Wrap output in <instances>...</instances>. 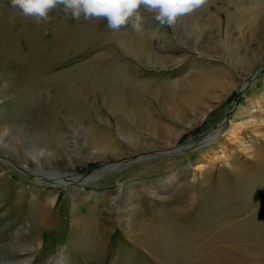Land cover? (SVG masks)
Instances as JSON below:
<instances>
[{
    "label": "rangeland",
    "instance_id": "rangeland-1",
    "mask_svg": "<svg viewBox=\"0 0 264 264\" xmlns=\"http://www.w3.org/2000/svg\"><path fill=\"white\" fill-rule=\"evenodd\" d=\"M138 14L139 30L133 28L134 17L113 30L106 18L82 14L75 19L63 5L38 20L25 16L11 0H0V21L8 20L5 30L16 35L24 21L37 28L42 53L49 55L40 63L46 75L86 73L71 79H77L79 91L71 102L79 106L77 121L43 100L60 82H49L17 112V106L6 110L7 100L18 102L14 95L0 99V264L23 259L30 264H264V0H206L171 26L160 25L158 13L144 6ZM64 29L70 38L59 44ZM132 37L153 53L152 63L156 55L163 56L158 66L148 65L147 58L123 60L130 55L126 44ZM179 37L187 38L185 46ZM26 39L17 35V52L25 53ZM52 45L64 53L50 55ZM6 57L0 61L10 66ZM113 65L121 68L127 84L150 83L161 92L157 98L140 86L124 88L125 100L137 94L146 102L142 106H149L140 120L143 126L137 121L135 130L134 121L115 116L103 101L106 89L100 87L108 85ZM15 69L4 72L19 75ZM90 72L97 73L98 84L81 82ZM190 92L186 109L181 97ZM171 96L178 118L192 125L190 132L169 117ZM51 110L48 122L62 128L66 147H61L59 166L65 179H77L66 180V187H54L45 183L50 179L21 169L3 150L11 132L26 154L39 148L33 142L40 130L28 126L37 122L36 115L49 116ZM147 113L151 115L145 118ZM40 120L47 118L40 117L39 126ZM130 126L133 135L141 136V147L152 144L156 151L115 163L89 161L98 150L95 141L103 138L117 150L131 152L121 136L130 133ZM182 129L188 134L172 143L168 131ZM114 199L122 205L121 224L109 208ZM33 204H41L47 215L35 218ZM165 236L169 245L154 243ZM19 245L33 251L12 253Z\"/></svg>",
    "mask_w": 264,
    "mask_h": 264
},
{
    "label": "bare ground",
    "instance_id": "bare-ground-1",
    "mask_svg": "<svg viewBox=\"0 0 264 264\" xmlns=\"http://www.w3.org/2000/svg\"><path fill=\"white\" fill-rule=\"evenodd\" d=\"M7 22H8L7 19L0 21V41H1L0 57H2L4 54H6L7 55L6 59H8V61L10 62L11 65L9 64L10 66H6V65H4V63H2L0 61V99H5V98L10 97L11 95H14L15 96L14 100H17L18 102L11 103V102H9V100H7L8 102L5 101V102H7L6 110L12 106L19 107V108H16L14 112H17L21 108L24 109L25 107H27L29 101L33 97H34V99H37V93L39 91H40V93H42V90L44 89V87L49 82H52V81L55 83L60 82L59 84L56 85V89H54V91L51 94L45 95V98L43 100H45V104L47 105V107H53L52 109H54V108L55 109H57V108L66 109L67 110V117L66 118H69L71 120L75 119L77 121L78 118L81 117V113L80 112L78 113V107L79 106L76 107L74 105V103H71V102L73 101L74 96L79 95V91H77L78 89H75V87H74L75 85H77V82H76L77 79L74 80L73 82H71V79H72V77L77 76L80 73L82 74V75H80V77H83L86 74L85 71H82L81 69L75 70L76 72L74 74L69 73L66 75H62V77L60 76L61 75L60 73L56 74V75H52V76L49 74L46 75L44 73L45 68L42 65L40 66V63H42L41 61L44 60V58H45L44 56H46L48 54L42 53V49H41L42 48L41 47L42 41L37 37V33H38L37 28H36V30L33 29L31 23H28V21H24L23 26L21 24V26L19 27V29L15 35L14 32L12 33L8 29L5 30L4 27H7V24H8ZM1 27H3V28H1ZM57 31L58 30L54 31V33L52 35L57 33ZM175 31L177 33V29H175ZM17 35H21V36H24L25 38H27L26 40H27L28 48L25 51V53L17 52V50L15 48L14 43H15ZM69 38L70 37L68 36L67 29H64L60 33L59 44H64L65 42H67L69 40ZM50 40H52V39L50 38ZM180 40L182 41L183 46H185L186 45L185 41L187 40V38L181 37ZM126 45H127V49H128L127 51L130 55H128V56L125 55V57H124L125 59H123V60H126L127 57L130 59L138 60V61H142L143 58H147V60L150 63H152L150 57L153 55V53L149 50H145L143 48L144 44L142 45L141 40H139L137 37L130 38ZM53 48L54 49H52L50 55L59 56V55H62L64 53L60 46L54 45ZM145 54H148V56L142 57ZM162 58H163L162 55H158V56L156 55L155 60L153 61L154 63H152V64L148 63V65L158 66L159 65L158 63H160V60ZM255 60H257V59H255ZM5 66L9 69L10 68L12 69L13 66H16V69L14 71L16 72L19 70L20 74L15 75L14 72H12V71L11 72L9 71V73H8V71L4 72L6 70ZM109 70H111L110 73L109 72H107V73H108V76H110L111 78L110 79L106 78L107 81L109 82L108 85H106V86L102 85L100 87L101 90H103L104 88L106 89L105 90V97H104L103 101L106 102V100H107L110 103L109 107L111 110L114 111L113 113H115V116L118 117L119 114H121V116L125 119V121L126 120L128 122L134 121L135 122L134 130H135V125H136L137 121L140 122V127H142L143 124L141 123V121H142V119H144L142 116L145 114V112L149 106H146V108H144L142 105H145L146 102L142 97H140L137 94L134 95L131 99H129V101L125 100L123 98L124 97L123 96L124 88L130 87V88L134 89V88L140 86L141 90H143L145 92H147L149 90L157 98L159 96L156 93L161 94L160 90L157 91L155 89L150 88L151 87L149 85L150 83L139 84V82L136 81V83H133V85L127 84L128 82H127L125 76H122L123 73L122 74L120 73L121 68H119L118 66L113 65L112 68H109ZM81 82H83V84H88V83L98 84L99 83L98 75H97V73L93 74V72L92 73L90 72L87 74V76L85 78H83L81 80ZM78 85H80V83H78ZM192 94L193 93L190 92V94H187V96L183 95L181 97V104L184 105V107L186 109L191 107ZM171 98L173 99L172 103H170V105L168 106L167 109L164 107L168 111V113L170 114L169 117L174 118V120H176L175 122L177 124L182 125L184 129H188L190 132V130L192 129V125L190 123H187V122L183 121L182 119L178 118L177 114L180 113V110L175 108V106L173 104V102L175 100L172 96H171ZM43 100L41 102H43ZM158 100H160V98ZM81 104H84L83 109H86V103L83 101ZM73 109L75 110L74 113H72ZM76 111H77V113H76ZM173 113H174V115H173ZM48 114H49V116H42V115L38 116V115H36L37 119H34V120H36L38 123H39L40 117L47 118L46 121L40 120V122L43 123L40 126L37 125V122H35L34 120H33V122H35V124L31 125L29 123V126H28L30 128L32 127L34 129L40 130V135L38 136V139H34V142H33L34 147L37 144H39V148L36 147L35 150L31 154H26L25 152H23L21 150L20 145L18 143L19 141L14 138L15 133L11 132L4 139L6 142L7 141H9V142H7L8 144L6 145V147L4 146L3 150L5 152V155L8 156L10 159H12L13 162L17 161L16 163L21 169L27 171L28 173L35 174L36 176H40V178L45 177L47 179H50L49 182H45V183L52 184L54 187H58V186L59 187H66L67 184H64L66 180L68 181V180L74 179V181H75L77 179L72 178V177H70V178L68 177L67 179L64 178L65 172H62L61 168L59 166L62 164L61 147L66 148L65 145L63 144V142L61 141L63 136L61 135L60 130H62V128H59V127L56 128V126H54L52 123L48 122L49 120H51L53 118V116H52L53 111L51 110ZM138 115L140 116V118L138 117L136 119L135 117H137ZM148 115H151V114L147 113L145 118H147ZM13 120H16V118ZM174 120H172V121H174ZM155 121L156 120L151 121V124H154ZM119 123H120V120L117 121L118 126L120 125ZM118 129L123 130L122 127L121 128L118 127ZM75 130L78 133V129H75ZM127 132H130V133H128L127 135L121 134V136L123 137L122 141L124 143V146H126L127 149H130L131 152H124L122 150H117L118 148L116 149L115 145L113 143H110L109 141H107L106 139L103 138V139H100L98 141H95L96 146L98 147V150L96 153L91 154L92 155L91 158L88 157L89 161L90 160L92 161V159H93V162H91V163H94V164H98V163L107 164V163H111V162L115 163V161H119L120 159H123V158L128 157V156L130 157V155L131 156L138 155L139 152H148V151H153L154 149H157V147L155 145H152V144H147L145 146L142 145L143 147H141L140 140L142 138H141V136L139 137L136 134H134L135 136L133 135L132 132H134V131L131 129V126L127 129ZM187 134H188V132L183 130V129L179 130V131L176 130V132L168 131V136L172 137L174 142L171 140L170 141L174 144L179 139H182L183 137H185ZM165 135H166V133H165ZM77 136H79V134H77ZM160 142H162V140H160ZM78 143H79V145L83 146L84 142L82 140ZM163 143H166V142H163ZM102 145H104V147ZM112 149H114V151H112ZM43 150H45V151H43ZM159 150H161V149H159ZM154 151H156V150H154ZM74 163H76V162H74ZM88 164H90V162L88 163V161L86 160V163L84 165L88 166ZM48 168H50V169H48ZM50 171L53 172L52 175L49 174ZM42 179H44V178H42ZM40 205L41 204H39V205L33 204V206H35L37 208L36 215H38V217H35L37 219H39V217H40V219L44 218L47 215L45 210H43V209L40 210V208H41ZM120 207H122V205L119 206L117 199H116V201L114 199V201L112 202V204L109 208L111 209V212L116 216L117 222L121 224V222L124 221L122 219L124 213L121 214V212L123 210H121ZM36 208H35V210H36ZM32 218L34 219L33 221H37V219L35 220L34 217H32ZM35 223H37V222H35ZM131 225L133 226V222L131 223ZM165 237H162L160 240H157L154 243H159V244H162L163 246L169 245L170 240L167 239L168 237H166V238ZM12 248L15 249V251H13V252L11 251L12 253H18L19 254L21 252L22 256L30 254L33 251L29 247L20 246V245L16 246V247H12ZM165 248H167V247H165ZM183 255L188 256L189 255L188 251H183ZM7 256H10V254H7ZM8 264H30V262H29V259H23L22 261L14 262V263H8ZM168 264H169V262H168Z\"/></svg>",
    "mask_w": 264,
    "mask_h": 264
},
{
    "label": "clouds",
    "instance_id": "clouds-1",
    "mask_svg": "<svg viewBox=\"0 0 264 264\" xmlns=\"http://www.w3.org/2000/svg\"><path fill=\"white\" fill-rule=\"evenodd\" d=\"M11 2L25 16H32L38 20L47 19V13L51 8L63 5L75 19H79L82 14L85 19L106 18L108 27L113 30H118L129 18L134 17L136 23L133 24V28L139 30L140 6L156 11L158 14L155 19L160 25L171 26L178 16L192 13L206 0H11Z\"/></svg>",
    "mask_w": 264,
    "mask_h": 264
}]
</instances>
